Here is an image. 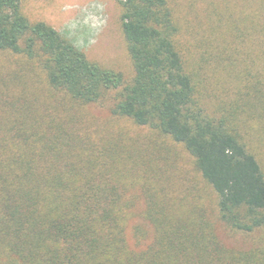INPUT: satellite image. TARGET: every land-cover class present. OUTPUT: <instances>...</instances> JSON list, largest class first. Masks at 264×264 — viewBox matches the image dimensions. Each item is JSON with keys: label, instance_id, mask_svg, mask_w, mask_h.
Returning a JSON list of instances; mask_svg holds the SVG:
<instances>
[{"label": "trees", "instance_id": "trees-1", "mask_svg": "<svg viewBox=\"0 0 264 264\" xmlns=\"http://www.w3.org/2000/svg\"><path fill=\"white\" fill-rule=\"evenodd\" d=\"M115 1L128 82L52 25L30 21L23 0H0V51L36 60L48 92L39 101L0 75V264H264V0H208L212 32L194 51L170 0ZM111 90L112 118L183 144L217 195L221 222L257 235L255 244L226 245L198 211L189 220L166 213L150 159L89 123L86 106ZM135 178L153 228L143 249L128 234Z\"/></svg>", "mask_w": 264, "mask_h": 264}, {"label": "rangeland", "instance_id": "rangeland-1", "mask_svg": "<svg viewBox=\"0 0 264 264\" xmlns=\"http://www.w3.org/2000/svg\"><path fill=\"white\" fill-rule=\"evenodd\" d=\"M170 2L181 26L180 40L190 51H194L193 48L203 40L201 36L212 32L209 28L211 7H208V0ZM22 4L30 21H44L52 25L81 48L90 60L121 72L126 82L132 79L134 73L121 27L120 5L115 0H23ZM7 73L14 78L11 85L15 91L26 87L35 99L41 101L46 98V81L36 60L0 51V75ZM220 74L218 72L215 79L219 83L217 90L221 88L220 79L217 80ZM116 93L117 90L106 92L99 102L86 106L84 111L90 119L89 123L103 126L115 136L123 134L129 148H138L146 163L150 159L148 164L154 172H158L159 180L164 181L162 185L166 186V213L176 219L189 220L197 218L194 212L198 211L195 213H200L202 218L216 221L217 233L226 245L244 249L255 244L257 235L230 230L221 222L216 208L217 195L197 170L193 156L183 144L131 120L112 118L111 107ZM96 139L99 141L98 136ZM128 163L133 166L129 169H133L134 174L141 171L136 169L139 165L135 157ZM134 180L140 187L130 192L134 206L130 211L128 234L132 246L143 249L151 240L153 228L144 217L148 196L141 192L143 180ZM137 229L144 234L136 237Z\"/></svg>", "mask_w": 264, "mask_h": 264}]
</instances>
